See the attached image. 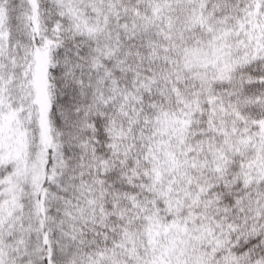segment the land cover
I'll return each instance as SVG.
<instances>
[{"label": "snow or ice", "instance_id": "snow-or-ice-1", "mask_svg": "<svg viewBox=\"0 0 264 264\" xmlns=\"http://www.w3.org/2000/svg\"><path fill=\"white\" fill-rule=\"evenodd\" d=\"M0 264H264V0H0Z\"/></svg>", "mask_w": 264, "mask_h": 264}]
</instances>
